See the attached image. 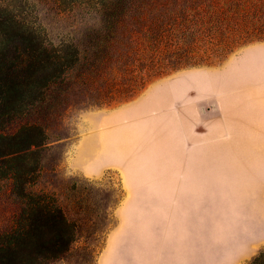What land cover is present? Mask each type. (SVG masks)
Returning <instances> with one entry per match:
<instances>
[{"label": "rangeland", "instance_id": "rangeland-1", "mask_svg": "<svg viewBox=\"0 0 264 264\" xmlns=\"http://www.w3.org/2000/svg\"><path fill=\"white\" fill-rule=\"evenodd\" d=\"M79 2L0 0L29 23L41 25L57 45L86 44L82 32L95 20ZM236 29L220 35L212 24L184 23L159 47L156 61L163 67L147 74L143 70V89L136 62L129 70L113 69L103 80L73 85L55 104L34 189L57 196L77 240L63 260L49 264H253L264 254V133L249 138L237 133L232 139L227 127L234 118L264 120V49L243 58L246 47L264 44V39L233 36ZM131 80L136 86L130 87ZM134 103H141L136 117L111 128L117 135L110 150L141 154L154 149L149 143H169L173 134L189 143L194 163L201 162L203 150L206 183L194 187L192 203L180 205L185 211H177L175 229L168 220L159 229L154 205L142 213L135 202L136 185L152 178L143 165L137 163L141 171L129 178L111 169L95 179L70 167L79 138L92 129L90 118ZM11 189L10 181L0 180V235L12 228L17 213Z\"/></svg>", "mask_w": 264, "mask_h": 264}, {"label": "trees", "instance_id": "trees-1", "mask_svg": "<svg viewBox=\"0 0 264 264\" xmlns=\"http://www.w3.org/2000/svg\"><path fill=\"white\" fill-rule=\"evenodd\" d=\"M79 1V8L95 20L82 32L86 44L57 45L41 25L23 19L10 3L0 4V180L11 182L17 205L12 228L0 235V264L63 260L77 240L57 196L34 189L43 171L49 115L73 85L103 80L138 62L143 89V70L147 74L163 67L156 61L159 47L184 23L212 24L220 35L237 26L233 36L264 39V0ZM263 255L253 264H261Z\"/></svg>", "mask_w": 264, "mask_h": 264}, {"label": "crops", "instance_id": "crops-1", "mask_svg": "<svg viewBox=\"0 0 264 264\" xmlns=\"http://www.w3.org/2000/svg\"><path fill=\"white\" fill-rule=\"evenodd\" d=\"M256 49L263 50L264 44L246 47L243 58ZM140 104L134 103L115 108L106 113L94 114L90 118L92 129L79 138L70 161V167L73 171L94 179L101 177L111 169L124 172L128 178L131 173L136 171L151 172L152 178L145 179L136 185L135 202L142 205V213L148 210L146 205H154L153 211L158 217L159 229L162 228L164 220H168L169 225L175 229L177 211H185V207H180V205L192 203L194 187L200 186L202 189L204 182L206 183L203 181V176L208 168L202 160L203 150L200 151L201 162L194 163L192 160L194 150L186 140H183L185 138L178 139L174 134L171 135L172 138L169 143H165L163 139L155 144H147V146H154V149L141 154H121L110 150L111 142L117 135V132L112 131L111 128L122 125L126 119L135 118ZM242 120L234 118L227 125L233 134L232 139L237 138L234 135L237 133L244 134L248 138L249 135L247 134L256 131L264 133V120L253 122L247 116ZM222 123V132L224 133L226 123L224 120ZM102 126L104 127L101 128ZM197 151L196 155H198ZM137 163L143 165L141 170L136 168ZM113 236L110 237V240L114 238Z\"/></svg>", "mask_w": 264, "mask_h": 264}]
</instances>
